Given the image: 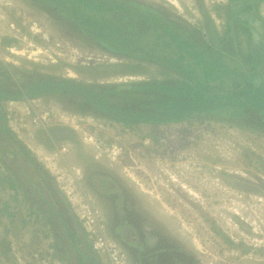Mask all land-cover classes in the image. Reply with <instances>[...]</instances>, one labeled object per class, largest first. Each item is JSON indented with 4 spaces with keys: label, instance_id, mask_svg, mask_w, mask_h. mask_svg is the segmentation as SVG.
Masks as SVG:
<instances>
[{
    "label": "rangeland",
    "instance_id": "obj_1",
    "mask_svg": "<svg viewBox=\"0 0 264 264\" xmlns=\"http://www.w3.org/2000/svg\"><path fill=\"white\" fill-rule=\"evenodd\" d=\"M133 1L160 10L181 27L202 32L201 5L222 34L224 19L219 10L227 0ZM53 3L0 0V62L14 67L17 74L70 78L98 86L180 79L161 63L126 57L132 51L123 55L108 51V44L119 49L113 36L141 39L140 21H134V30L121 21L119 11L103 13L102 24L114 28L110 33L99 23L100 15L91 10L89 14L97 18L92 31L98 33L89 34L68 9L69 0H59L63 6L56 10L51 9ZM258 10L264 19V1ZM148 32L146 40L154 41ZM2 38L12 41L3 45ZM238 43L239 54H244L246 42L241 38ZM118 63L133 65L106 68ZM13 75L0 85L14 90L18 78ZM89 108L76 97L46 96L4 104L6 124L4 130L0 128V149L6 147L5 159L14 163L12 180L17 190L7 187L5 176L10 173L0 161V180L5 182L0 183V264H41L37 256L46 257V264H67L62 251L57 253L60 241L53 238L42 217L48 196L42 193L29 202L34 184L27 189L30 171L17 161L19 151L7 140L10 133L53 178L73 217L74 211L80 212L79 204L94 201L107 238L120 246L132 264H170L160 257L171 256L163 251L167 247L171 257L174 252L190 256L196 264H264V133L249 128L251 117L235 123L206 114L155 127L141 124L132 130L105 115L90 113ZM57 128L71 129L73 139L59 140L67 134ZM110 145L122 150L116 162L105 156ZM62 147L66 151L59 153ZM95 173H101L100 178ZM237 179L250 182L253 188L245 191ZM106 180L112 181L106 182L108 190L102 186ZM111 191L125 195L112 196ZM3 202L8 203L11 217L2 212ZM218 231L239 245L224 242ZM161 247H165L162 252Z\"/></svg>",
    "mask_w": 264,
    "mask_h": 264
},
{
    "label": "trees",
    "instance_id": "obj_2",
    "mask_svg": "<svg viewBox=\"0 0 264 264\" xmlns=\"http://www.w3.org/2000/svg\"><path fill=\"white\" fill-rule=\"evenodd\" d=\"M42 1H53L54 5H51L53 10L61 9L60 6H63L59 0ZM69 1L71 5L68 9L73 12L77 24L87 27L89 34L98 33L92 31L96 27L97 18L89 14L91 10L107 11L108 14L119 11L123 14L121 21L127 23L126 27L134 30L136 29L134 21H140L142 23L139 27V31L142 32L141 39L133 40L126 36L124 39L127 40H120L113 36L119 49H114L108 44V51L114 55H123L127 51H132L133 53L126 57L140 58L149 63L155 61L161 63L164 68L180 76V79L116 83L108 84V86L87 85L70 78L50 76L38 79L35 75L23 74L24 72L17 74L18 71L14 67L0 62V81L10 79L13 74L15 78H18L14 90L5 89L0 85V128L2 130L5 129L6 124L4 104L7 101L54 96L82 98L90 107V113L105 115L109 121L132 130L141 124L155 127L208 114L209 117L212 116L211 119L219 117L221 120L236 121L235 123L251 117L252 124L249 128L261 130L264 133V19L258 10L259 4L264 0H227V3L219 10L220 18L224 19L221 35L201 5L203 33L198 28L181 27L160 10L137 4L133 0H126L127 2L123 0ZM86 8L89 11L85 12ZM102 17L104 15L101 16V21ZM102 25L105 30L108 29L112 33L113 27L109 29L107 25ZM121 31L122 28L117 30L118 33ZM148 31L153 34L152 42L146 40L149 36ZM143 38H145L144 41ZM241 38L246 42L244 54H239L237 48L238 40ZM11 41L8 38L1 40L3 45H9ZM131 65L133 63L108 64L106 68L119 70ZM117 97L122 102L115 101L114 98ZM79 101L81 100L78 99ZM57 130L66 131L67 134V136H59V140L73 139L74 132L71 129L57 128ZM6 131L9 132V130ZM7 140L19 151L16 153L17 161L30 171L27 177V189L34 184L30 190L34 197L28 198L29 202H35L42 193L48 196V200L44 201L46 208L42 211V217L45 223L47 222L46 225L53 238L60 241L61 248H57V253L62 251L65 256L63 260L67 264H101L99 255L91 250L90 238L85 235L77 218L73 217L68 210L71 208L68 207L53 178L35 161L32 153L13 134L10 133ZM6 152V147L0 149V161L10 173L5 176L7 187L14 191L16 185L12 180V176L15 175L14 163L5 159V154H8ZM95 174L100 178L101 173ZM89 177L93 178L94 174L88 176V179ZM107 177L106 175L102 180ZM3 180H0L1 184H5ZM236 182L242 184L247 192L253 188L248 181L237 179ZM102 186H106L105 181L102 182ZM252 191L258 193L256 189ZM7 207L8 203L3 202L2 212L11 217ZM56 208L61 212L53 213ZM217 233L229 245H239L233 244L219 231ZM111 241L116 243L114 240ZM126 246L138 248L128 243ZM164 248L161 247L160 252ZM170 250L171 248L167 247L163 251L169 252L172 256ZM171 256L160 255L161 258L168 259L170 264H196L190 256L178 255L175 252V257Z\"/></svg>",
    "mask_w": 264,
    "mask_h": 264
},
{
    "label": "built area",
    "instance_id": "obj_3",
    "mask_svg": "<svg viewBox=\"0 0 264 264\" xmlns=\"http://www.w3.org/2000/svg\"><path fill=\"white\" fill-rule=\"evenodd\" d=\"M36 32L38 31L33 30L32 33ZM46 117L47 114H44L41 116V119L44 121ZM91 139H93V137L90 136L89 140ZM91 142L95 145V141L91 140ZM65 151L66 149L62 147L59 153H63ZM104 153L108 161L116 162L121 158L122 150L121 148H117L115 145H110ZM79 208L82 213H77V216L85 230L86 235L91 240V250L99 255L101 264H132L129 256L120 248V246L107 238L104 227L102 226V219L100 218L97 208L92 204V202L86 200L85 202L79 204ZM39 261L41 264H46L47 260L40 259Z\"/></svg>",
    "mask_w": 264,
    "mask_h": 264
},
{
    "label": "flooded vegetation",
    "instance_id": "obj_4",
    "mask_svg": "<svg viewBox=\"0 0 264 264\" xmlns=\"http://www.w3.org/2000/svg\"><path fill=\"white\" fill-rule=\"evenodd\" d=\"M54 4V3H53ZM84 11L85 12H87V11H89V9H84ZM90 12V11H89ZM94 13H98L99 15H100V17L101 16H103V13H108L107 11H100V12H95L94 11ZM92 15H94L93 13H92ZM99 17V18H100ZM100 24H102V21L100 20V22H99ZM106 25V24H105ZM113 178V177H112ZM109 180H111V179H109ZM113 180H114V178H113ZM105 182H108V183H110V182H112V181H108V180H106ZM94 188H96V187H94ZM113 188V187H112ZM105 190H108V184H107V186H106V189ZM110 194L112 195V196H117L118 194H120L121 196H124L125 195V192H123V191H121V192H110ZM52 218H53V215H52ZM54 219V218H53ZM136 260H137V258H136ZM138 261V260H137ZM138 263H139V261H138Z\"/></svg>",
    "mask_w": 264,
    "mask_h": 264
},
{
    "label": "clouds",
    "instance_id": "obj_5",
    "mask_svg": "<svg viewBox=\"0 0 264 264\" xmlns=\"http://www.w3.org/2000/svg\"><path fill=\"white\" fill-rule=\"evenodd\" d=\"M209 17H210V15H209ZM221 17V16H220ZM210 19L213 21V18H211L210 17ZM220 20V19H219ZM214 22V21H213ZM89 201L90 202H92V204L94 205V201L92 200V199H89ZM95 206V205H94ZM72 207V206H71ZM96 207V206H95ZM73 208V207H72ZM97 208V207H96ZM74 210V209H73ZM74 216H76V218H77V220L79 221V218H78V216H77V213L74 211ZM79 223L81 224V222L79 221ZM81 226H82V224H81ZM82 228H83V226H82ZM83 231H84V233H85V230H84V228H83ZM85 235H86V233H85ZM91 247V246H90Z\"/></svg>",
    "mask_w": 264,
    "mask_h": 264
}]
</instances>
